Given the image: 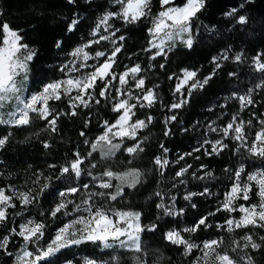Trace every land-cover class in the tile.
I'll return each mask as SVG.
<instances>
[{
	"label": "snow or ice",
	"instance_id": "1",
	"mask_svg": "<svg viewBox=\"0 0 264 264\" xmlns=\"http://www.w3.org/2000/svg\"><path fill=\"white\" fill-rule=\"evenodd\" d=\"M67 2L75 4L77 0ZM158 2L160 8L154 13L152 0H111L116 10L105 11L89 33L91 38L75 47L68 54L72 59L60 65L59 71L64 78L42 82L40 89L27 95L23 85L29 78L32 62L37 58V50L23 42L21 30L12 28L7 22H0V126L24 128L35 121H43L41 132L57 133L61 117H76L83 109L91 112L102 102L115 114L112 120H98L100 133L93 139H89L85 131L92 123L91 116H87L79 132L84 137L82 143L87 146V150L82 152L77 147L71 153V158L64 157L60 164L50 163V169H58L55 177L46 176L41 171L33 173L34 178L26 180L21 187L12 184L0 186V252L12 257L13 264H56L64 250L89 243L97 245L102 251L124 250L132 253V264H148L143 235L156 232L158 223L145 224L141 211L117 206L125 199V189H136L144 182L146 173L138 167L114 169V158L117 153H126L130 157L127 164L131 165L145 152L149 137L141 133L153 124L156 117L151 114V110L157 107L170 113L163 117V136L168 138L174 135L175 125L182 123L178 120L177 110L189 104L193 93L203 91L210 84L224 67V61L232 60L239 64L247 59L242 51L230 56L231 49L227 48L212 57V70L203 77L199 75L198 68H183L179 74H170L168 80L175 81L170 88L174 101L164 103L158 91L159 84L149 86V77L145 73L157 66L151 62L157 61L158 57L164 61L158 62V67L165 69L168 55L177 43L188 49L193 47L194 24L199 21L198 14L206 9L207 0ZM249 2L243 0L225 15L235 18L237 24L246 25L249 17L240 13ZM81 19L78 15L74 16L67 24V31L71 33L77 30ZM117 20L125 26L148 21L147 46L141 49L148 54L147 67L136 62L130 67L125 65L123 71L116 70L119 57L126 51V37L121 28L115 26L114 21ZM102 42H107L104 50H96L94 46ZM62 44L63 41L57 40L55 47L61 49ZM132 55L138 56L139 53ZM251 62L254 71L264 74V52L251 57ZM228 75L238 78L235 71ZM257 89H264V80L243 94L233 92L229 99L238 102V110L230 116L226 111L221 112L217 119L228 116L227 121L222 125H217L216 121L208 123L199 146L180 154L174 161L168 158L171 150L163 141L159 143L160 155L154 156L152 163L160 177H164L165 171L173 164L180 165L181 161H185L171 176V188L187 185L189 176L202 181L216 179L206 164L189 172L193 165L186 162V157L200 160V154L219 156L230 149V143L234 154H241L242 158L246 154L248 158L264 160V113L250 111L257 104L253 97ZM55 102L66 104L68 110H58ZM220 107L227 108V104ZM138 109L144 110L143 119L136 116ZM246 110L250 112L248 119L240 115ZM181 131L188 132L189 129L184 127ZM208 133H216L217 138L209 139ZM12 135V132H8L0 136V150L8 145ZM34 135L39 138L40 132ZM27 142L28 138L21 141ZM41 143L45 149L53 147L48 139ZM94 153L99 154V160ZM98 168L99 171H94ZM197 172L203 174L197 175ZM224 172L231 183L225 186L222 194L212 191L205 184L200 192L189 191L182 196L188 202L187 206L193 209L197 207L193 202L194 197L215 196V207L198 217L191 226L173 227L164 232V239L182 248L184 257L199 251L200 254L193 257L190 264H255L249 250L258 252L264 249V235L256 231L259 229L264 232V168L248 171L244 163H239L235 168H225ZM84 177L90 180L85 182ZM54 178L60 180L63 187L55 190L56 201L49 209L39 208L40 199L53 187ZM153 195L160 201L156 204L161 213L157 221L164 216H184L186 208H177V196L171 193V189L167 192L158 189ZM253 196L256 197L255 201ZM165 197L170 203H165ZM33 208H39V217L47 218L26 215ZM218 213L225 215L223 222L210 219ZM236 213H239L238 217L234 215ZM17 218L23 219L17 223ZM57 221L60 223L55 232L45 240L51 224ZM206 229L229 234L238 230L247 231L238 238L233 236L228 243L223 236L200 243L191 238ZM185 234H188L187 238ZM10 245L15 246L16 250H10ZM122 259L118 254H112L104 260L83 257L82 264H122ZM64 264H73V261L65 260Z\"/></svg>",
	"mask_w": 264,
	"mask_h": 264
},
{
	"label": "trees",
	"instance_id": "2",
	"mask_svg": "<svg viewBox=\"0 0 264 264\" xmlns=\"http://www.w3.org/2000/svg\"><path fill=\"white\" fill-rule=\"evenodd\" d=\"M182 2L183 0H177V3ZM242 2L243 0H207L206 9L198 14L199 21L194 24L193 47L188 49L177 43L168 55L165 69L162 70L158 67V62L164 63L158 57L157 61L151 62L157 64V66L148 70L145 74L149 77V86L159 84L158 91L164 103L167 104L174 101L170 88L174 86L175 81L168 80L170 74H179L183 68H198L200 69L199 75L203 77L212 70V57L219 55L227 48L231 49L230 56L241 51L244 52L247 58L245 62L239 64L232 60L223 62L224 67L210 81V84L203 91L194 92L189 104L185 108L177 110L178 120L182 123L175 125L174 135L168 138L163 136V117L165 114L170 113L159 107L151 110V114L156 119L148 129L143 130L141 133V135L149 137L145 144V152L137 160H134L131 165L127 164L130 157L123 152L117 153L112 163L114 169L138 167L146 173L144 182L138 185L136 189H125V199L123 203L117 206L130 207L141 211L143 213L142 222L145 224L158 223L159 229L156 232H146L143 235L148 264H190L193 257L197 256V251H194L190 257H184L181 254L182 248L171 245L164 239V232L173 227L191 226L198 217L215 207L214 196L208 198L194 197L193 202L197 205L195 209L188 207L187 201L178 199V208H186L184 216L182 218L164 216L157 221L156 218L161 213L156 204L160 201L153 193L158 189L167 192L172 183L170 182L171 176L179 170L185 161H181L180 165L173 164L165 171L164 177H160L152 161L154 156L160 155L161 150L158 145L161 141L171 150L168 153L170 161H174L180 154L199 146L197 142L205 132L202 122L211 121L216 118V112H224V109L231 108L228 99L233 93L232 88L243 86L246 89L251 85L250 83L254 86V75L256 74L251 57L258 52H264V0H250L249 3L245 4V8L241 10L240 14L249 17V22L246 25L237 24L235 18L225 15L230 8L237 7ZM159 8L158 0H152L153 12H157ZM115 10L116 6L112 5L111 0H91L90 3L88 0H77L75 4H69L67 0H0V13H2L0 22H7L12 28L21 30L20 34L24 37L23 42L37 50V58L31 64L29 78L26 81V91L29 93L35 92L42 87V82L47 83L64 78L59 71V67L68 60V54L75 47L88 40L89 33L101 14L105 11ZM76 15L82 19L77 30L70 33L67 31V24ZM114 23L116 27L121 28V32L126 37V51L119 57L116 70L123 71L125 65L130 67L136 62L141 63L142 67H147L149 63L148 54L142 52L141 49L147 46L148 21L127 26L119 20L114 21ZM57 40L63 41L61 49L55 47ZM96 50H104V47L98 46ZM132 53H139V55H132ZM232 71L238 73V78L228 75ZM55 103L58 110H68L66 104ZM223 104H227V108H221L220 105ZM258 109L261 111V104L256 110L259 113ZM143 111V109H138L136 116L143 119ZM88 115L91 116L92 120L89 128L85 130L89 139L95 138L100 133L98 120H112L115 118V114L102 102L101 105L92 108L91 112L88 109H83L76 117H61L58 121L59 131L57 133L41 132L44 127L43 121H35L32 125L24 128L0 126V136L7 135L8 132L13 134L8 145L0 150V173H3V175H0V186L12 184L21 187L26 180L34 178L33 173L41 171L46 176L53 175L55 177L58 169H50L48 167L50 163L60 164L64 157L71 158V153L77 147L82 152L87 150V146L82 143L84 137H81L79 132L83 129V121ZM227 119L228 116H224L219 121L224 124ZM171 126L169 125V127ZM184 127H187L189 131H181ZM37 132H40L39 138L34 135ZM26 138H28V142L21 143ZM45 139H48L49 143L53 145L52 148L45 149L43 147L41 141ZM200 155V160L186 157V162L193 165L189 172L196 170L201 164H206L208 169L213 171L215 177L219 179L224 167L229 163L232 164L233 160L231 153L227 150L219 156ZM94 156L98 160V154L94 153ZM245 166L248 171L264 168V160L250 158ZM233 167L234 165H231V168ZM98 169L95 171L100 170ZM200 174H203V172H197V175ZM189 177V187L194 192H200L203 188L194 186ZM83 179L87 182L85 177ZM218 181V183H221L220 180ZM52 183L53 187L41 197L39 208L47 210L56 201L55 190L62 189L63 185L60 180H55V178ZM218 183L214 182L210 185L212 191L216 190ZM219 194L221 193L219 192ZM39 208L31 209L26 215H35L39 219H46L47 217H39ZM234 215L239 216L237 213ZM224 218L223 213H218L210 219L214 222H223ZM22 219L17 218V223L21 222ZM59 223L60 221L51 224L45 240L49 238V234L55 232ZM11 226L10 224L9 227ZM244 231L247 230H238L234 234H229L221 230L206 229L197 232L191 238L200 243L204 240L223 236L225 242L228 243L233 236L238 238L244 234ZM256 231L264 235L261 230L257 229ZM187 235L185 234L186 238ZM10 250L15 251L16 247L10 245ZM249 251L255 259V264H264V249L258 252ZM112 254L122 256V264H132V253L124 250H119V252L115 250L102 251L97 245L90 243L64 250L59 255L56 264H64L65 260H71L73 264H82L83 257L104 260L110 258ZM0 264H13V258L0 252Z\"/></svg>",
	"mask_w": 264,
	"mask_h": 264
},
{
	"label": "rangeland",
	"instance_id": "3",
	"mask_svg": "<svg viewBox=\"0 0 264 264\" xmlns=\"http://www.w3.org/2000/svg\"><path fill=\"white\" fill-rule=\"evenodd\" d=\"M104 14V13H103ZM103 14H101V15H103ZM100 15V16H101ZM99 16V17H100ZM98 17V18H99ZM97 18V19H98ZM97 21V20H96ZM95 24H96V22H95ZM91 37L89 36V38L88 39H90ZM84 43V42H83ZM106 44H107V42H102L101 43V45H99V46H101V47H104L105 48V46H106ZM108 47H110V45H107ZM96 47H98V46H94V48H96ZM73 51V50H72ZM69 59H72V57H68V60ZM89 63H94V61H90ZM255 74L256 75H254V85L255 84H257V83H259L261 80H264V74H262V73H259V72H256L255 71ZM74 75H78V74H74ZM251 85H249L246 89L243 87V86H234L233 88H232V90H233V92H239V93H241V94H243L245 91H247V89L248 88H250V87H253L252 85V83H250ZM23 87L26 89V82H25V84L23 85ZM27 94H29V92H27V91H25V95H27ZM232 96V95H231ZM253 97H254V99L257 101V104H256V106L254 107V108H252L250 111H254V112H256V113H258V111H256L257 110V108L260 106V104H261V111H260V109H258L259 110V113H264V89H257L254 93H253ZM224 100H227V99H224ZM228 104L229 105H231V108L230 109H224L227 113H228V116H230L232 113H235L237 110H238V108H239V104H238V102L236 101V100H234V99H228ZM233 104V105H232ZM235 106V107H234ZM224 111V112H225ZM220 113L221 112H216L215 114V116H216V118L215 119H212L211 121H216L217 122V125H222L221 124V121H219L218 119H217V117L220 115ZM249 114H250V112L248 111V110H246L245 112H242V113H240V115L244 118V119H248V117H249ZM214 117V116H213ZM208 121V122H207ZM211 121H209V120H206V121H203L202 122V124L204 125V131L206 132V125L208 124V123H210ZM253 131H255V129L253 130ZM205 132H204V134L200 137V139H199V142L200 141H202L203 139H204V137H205ZM208 138L209 139H212V138H217V134L216 133H208ZM199 142H197V144L199 145ZM226 143H228V141H225ZM126 143H129V142H127L126 141ZM231 148H232V144L230 143V149H226L227 151H229L230 153H231V158H233V160H232V164L231 163H229L228 165H226L225 167H224V169L225 168H231V165H234V167L233 168H235V167H237L238 166V164L239 163H246L247 161H250V158H248L247 156H246V154H245V156L242 158V156H241V154H234V152L231 150ZM241 152L243 153L244 152V150L242 149L241 150ZM98 154V153H97ZM99 154H98V160H99ZM224 169H223V172H222V175H221V178L219 179L218 177H216V179H214V180H210V181H202V180H197V179H193V178H191V177H189V178H191V180H192V184H194V186H201L202 188L205 186V184H207L209 187H210V185L211 184H213L214 182H216V184L219 182L218 180H220V182L221 183H218V185H217V187H216V190L214 191V192H217V193H223L224 191H225V186L226 185H228V184H230L231 183V181H229V179L227 178V174L224 172ZM99 170V169H98ZM254 170H256V169H253L252 171H254ZM95 171V170H94ZM200 175H202V174H200ZM85 179L87 180V181H89L90 180V178H88V177H85ZM188 179V178H187ZM170 182H172L173 183V181L172 180H170ZM172 183L170 184V189H171V193L173 194V195H176L177 196V200L178 199H181L182 201H185V200H183V198H182V196H183V194H185L186 192H189V191H192V192H194V190H192L190 187H189V185H188V183H187V185H178L176 188H171V185H172ZM214 198H215V202H216V199H217V197H215L214 196ZM221 198H222V195H221ZM255 199H256V197L255 196H253V200L255 201ZM166 203H170V201L167 199V197H166ZM177 208H178V206H177ZM237 214H239V213H237ZM200 253H199V251L197 250V255H199Z\"/></svg>",
	"mask_w": 264,
	"mask_h": 264
}]
</instances>
